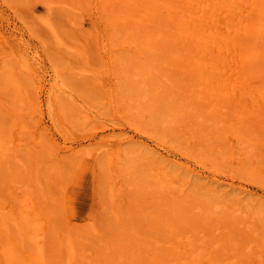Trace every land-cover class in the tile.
<instances>
[{"label":"rangeland","instance_id":"1","mask_svg":"<svg viewBox=\"0 0 264 264\" xmlns=\"http://www.w3.org/2000/svg\"><path fill=\"white\" fill-rule=\"evenodd\" d=\"M113 14L105 0H0V73L20 97L0 80V264H264V171L215 163L214 133L168 109L175 77L151 76L129 46L145 35L126 40ZM159 172L176 181L164 192Z\"/></svg>","mask_w":264,"mask_h":264},{"label":"bare ground","instance_id":"2","mask_svg":"<svg viewBox=\"0 0 264 264\" xmlns=\"http://www.w3.org/2000/svg\"><path fill=\"white\" fill-rule=\"evenodd\" d=\"M105 1L115 12L111 18L118 27L116 30L127 28L126 40L132 37L136 40L140 34L145 35L144 42L129 46L138 44L150 54L149 63L143 64L153 71L151 76L166 70L168 75L165 80L175 77V90L170 93L174 96L169 100L172 105L168 109L177 110L178 104L181 105L178 114L188 112L197 117L200 123L196 128L198 133H203L205 129L214 133L209 143L212 142L210 152L216 156L215 163H234L239 170L246 167L251 170V176L261 179L257 174L264 171V151L261 150L264 148V77L261 76L260 80L249 77L241 83L238 81L243 78L242 75L264 64V27L261 30L252 27L254 22L264 20V0ZM259 1L263 2L262 9L256 8ZM165 11L168 12L166 17ZM243 21L248 22L243 24ZM135 25H139L138 28H134ZM13 52L17 55L14 49ZM241 55L246 57L244 61ZM145 77L143 75L138 79ZM0 80L1 86L9 85L12 97L19 100L12 78H4L0 73ZM196 82L201 83L197 90L187 89ZM112 88L116 90L113 85ZM129 94L131 97L140 96L134 92ZM178 95L180 98H177ZM151 96L143 95L142 100L148 102ZM158 104V101L149 102L148 117L153 118L160 110ZM252 105L262 107L261 120L255 121L258 113ZM249 109L256 115L246 118L245 112H251ZM170 115L167 123L177 118L176 113ZM157 117L159 119L155 118L156 121L161 120L159 115ZM205 121L208 123L204 124ZM254 121L260 125L252 131L248 125H256ZM225 134L228 135L230 149L221 143V136ZM216 144L218 146L212 149ZM215 150L219 154H215ZM155 175L160 176L154 185H159L161 192L170 189L172 182L176 183L160 172ZM213 176L217 175L214 173ZM231 188H234L233 185ZM86 205L88 202H83V206Z\"/></svg>","mask_w":264,"mask_h":264}]
</instances>
